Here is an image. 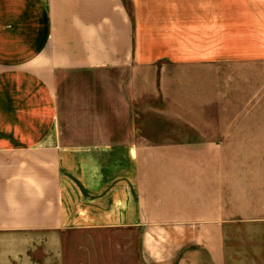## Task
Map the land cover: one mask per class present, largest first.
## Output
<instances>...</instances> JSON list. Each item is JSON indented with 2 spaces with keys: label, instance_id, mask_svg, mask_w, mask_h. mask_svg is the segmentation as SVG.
<instances>
[{
  "label": "crops",
  "instance_id": "crops-1",
  "mask_svg": "<svg viewBox=\"0 0 264 264\" xmlns=\"http://www.w3.org/2000/svg\"><path fill=\"white\" fill-rule=\"evenodd\" d=\"M128 3L0 0V264H264V0Z\"/></svg>",
  "mask_w": 264,
  "mask_h": 264
},
{
  "label": "rangeland",
  "instance_id": "rangeland-1",
  "mask_svg": "<svg viewBox=\"0 0 264 264\" xmlns=\"http://www.w3.org/2000/svg\"><path fill=\"white\" fill-rule=\"evenodd\" d=\"M154 107H155V110H160V109H164L163 108V102L162 100L160 99H156L155 101L151 102ZM148 102H144L143 104L141 103V106H140V117H139V121H140V125H144L146 126V129H152V130H156V128H162V129H170L169 126L171 124H174L173 122L171 123H151L149 122L150 120V115L152 113H150V111L152 110L151 108L148 109V107H145V105H147ZM177 125H181V124H177ZM180 127V126H179ZM184 127V126H182ZM180 127V128H182ZM181 136V135H180ZM174 138H178L177 136H173ZM166 156V160H165V164H173V167H172V170H170L166 165L163 169L160 170V174H159V177H158V181L160 184H162V186L164 187L165 189V192H163L164 194H168V195H174L176 196V198L179 200V195H181V198L184 199L186 198L185 194L182 193V192H179L177 187L175 186H169V175L171 173H174V175H178L179 178H182L184 183H185V186L188 185V182H189V169L187 168V165L185 163L188 162L189 158L188 159H183V158H179V156L175 157V158H170L168 157L167 155H164ZM163 196V194H162ZM170 197V196H169Z\"/></svg>",
  "mask_w": 264,
  "mask_h": 264
},
{
  "label": "trees",
  "instance_id": "trees-1",
  "mask_svg": "<svg viewBox=\"0 0 264 264\" xmlns=\"http://www.w3.org/2000/svg\"><path fill=\"white\" fill-rule=\"evenodd\" d=\"M123 3H125L127 10L130 9V3H128V0H123Z\"/></svg>",
  "mask_w": 264,
  "mask_h": 264
}]
</instances>
